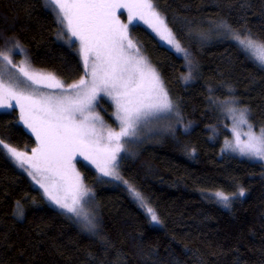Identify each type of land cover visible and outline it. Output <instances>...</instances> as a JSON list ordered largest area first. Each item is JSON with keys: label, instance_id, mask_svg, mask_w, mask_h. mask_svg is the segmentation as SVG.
Masks as SVG:
<instances>
[{"label": "trees", "instance_id": "obj_1", "mask_svg": "<svg viewBox=\"0 0 264 264\" xmlns=\"http://www.w3.org/2000/svg\"><path fill=\"white\" fill-rule=\"evenodd\" d=\"M153 3L187 59L143 21L129 24V32L175 115L161 134L133 137L117 161L119 182L75 161L91 193L94 232L53 206L0 150V264H264V164L223 151L230 124L220 109L230 99L247 109L254 130L264 129V68L220 27L227 23L242 38L264 42V0ZM62 33L47 0H0V51L16 50L17 62L25 59L68 86L85 71L79 42L64 41ZM96 110L112 125L107 99ZM0 140L23 152L37 145L16 109L0 113ZM125 184L141 193L160 224H152ZM241 188L245 195H234ZM216 192L236 197L230 209L205 197Z\"/></svg>", "mask_w": 264, "mask_h": 264}, {"label": "snow or ice", "instance_id": "obj_2", "mask_svg": "<svg viewBox=\"0 0 264 264\" xmlns=\"http://www.w3.org/2000/svg\"><path fill=\"white\" fill-rule=\"evenodd\" d=\"M47 3L58 10L59 23L70 33L69 43L71 38L79 42L85 76L65 86L55 74L33 70L27 61L17 68L7 53L0 52V59L6 62L0 67V108L18 107L20 122L39 142V147L31 150L32 155L18 151L3 140H0V150L28 171L52 204L73 214L84 222L88 231L94 232L97 225L85 207L91 201L84 200L91 193L73 161L77 156L83 157L102 176L121 179L116 171V157L124 150L121 139L135 136L137 127L148 117L173 110V102L159 74L129 37V24L143 21L175 52L186 59L188 52L156 10L153 0H47ZM120 9L127 10L129 24L117 16ZM220 27L264 67V42L253 39L250 34L242 38L227 23ZM15 48L20 46L16 44ZM9 65L23 79L9 73ZM184 79L187 82L189 77ZM101 93L115 102V115L120 121L118 132L102 125L97 127L99 118L94 108ZM238 124L248 125L249 130L244 133L247 140H241L237 132L236 142L227 146L241 156L264 162V129L258 135L252 131L247 109L239 110ZM129 190L146 209L150 221L160 224L156 211L148 206L141 193L131 185ZM212 195L224 207H230L232 197L223 192ZM234 195L243 197L245 191L241 188Z\"/></svg>", "mask_w": 264, "mask_h": 264}, {"label": "rangeland", "instance_id": "obj_3", "mask_svg": "<svg viewBox=\"0 0 264 264\" xmlns=\"http://www.w3.org/2000/svg\"><path fill=\"white\" fill-rule=\"evenodd\" d=\"M50 7L52 8V10H54V6H51L50 5ZM56 13H57V11L58 10H54ZM117 16L119 17V19L121 20V22H123V23H125V24H129V21H128V18H127V10L126 9H120L118 12H117ZM124 17V18H123ZM63 35V38H64V41H69V38H70V33H68L64 28H63V33H62ZM223 37H225V36H227V37H229V34H228V32H226V31H224V34L222 35ZM221 36V37H222ZM129 37L131 38V36H130V32H129ZM132 39V38H131ZM133 41V40H132ZM72 42H78L75 38H71V43ZM133 43H135V42H133ZM18 51V50H17ZM244 51V50H243ZM0 52H5V53H7L10 57H11V59H12V62L14 63V64H16L17 65V68L18 67H20V66H22V62H24V61H26L25 59H23L22 61H19V62H17L15 59H14V53L16 52V50H14V49H11V50H7V51H0ZM139 52H140V54H141V51L139 50ZM245 52V51H244ZM247 53V52H246ZM142 55V54H141ZM247 55L251 58V59H253L252 58V56H251V54L250 53H247ZM254 60V59H253ZM255 61V60H254ZM256 62V61H255ZM258 65H259V63L258 62H256ZM6 64V62L5 61H3L2 59H0V67H3L4 65ZM31 67V66H30ZM262 68H264V67H262ZM31 69H33V70H35L34 68H32L31 67ZM36 71H38V70H36ZM8 72L9 73H13V74H15L16 76H20V74H19V72L17 71V69H14V68H12L10 65L8 66ZM41 72V71H40ZM45 73V72H44ZM20 79H23V77L22 76H20ZM43 91H51L50 89H43ZM102 99H107L109 102H110V104H111V106H112V113H111V116H112V125L111 124H108L100 115H99V113H98V111L96 110V108H97V103L99 102V100H102ZM13 103V105H15V102L13 101L12 102ZM233 103V101H231L230 99H228V100H226V101H223V102H221L220 104H221V113L222 114H224V117L229 121V124H230V129H229V133H230V138L229 139H225V141H224V148H223V151H225L226 152V150L228 151V152H232V150H231V148L230 147H228L227 146V144H234L235 142H236V133L238 132L239 134H240V139L241 140H247V136H245L244 135V133H246V132H248V125H245V124H238V118H239V108H237L235 105H233L232 104ZM13 109H16L17 111H18V118H19V123L23 126V124L20 122V111H19V108L18 107H13V108H10V109H5V108H0V113L1 112H5V111H11V110H13ZM231 109H237L238 111H236V112H232V111H230ZM175 111H176V109H175V107L173 106V110L171 111V112H161V113H158V114H156V115H154V116H150V117H148V119L146 120V121H144V122H142L138 127H137V129H136V135L135 136H137L138 134H140V132L141 131H144V132H142V133H146L147 131H155V130H157V131H155V133L156 134H161V131H159V128H167V126L164 124L165 122H166V120L167 119H169L170 117V115H173L174 113H175ZM94 113H95V115L99 118L98 119V121H97V127L99 128V127H101V125L103 126V128H105V129H112V130H114V131H116V132H118V131H120V121L117 119V117H116V115H115V113H116V106H115V102L111 99V98H109V97H106V96H104V94L103 93H101L100 94V97L98 98V100H97V102H96V105H95V108H94ZM175 115V114H174ZM236 117V119H234L233 117ZM224 118V119H225ZM250 123V122H249ZM251 124V123H250ZM24 127V126H23ZM25 128V127H24ZM233 129H235V131H233ZM27 130V129H26ZM28 131V130H27ZM252 131L253 132H255L257 135L259 134V132H260V129H256V130H254V127L252 126ZM30 132V131H29ZM31 133V132H30ZM32 134V133H31ZM34 135V134H33ZM34 137H35V135H34ZM133 137L134 136H132V137H123L122 139H121V144H123V146H124V150H122V151H120L119 153H118V155H117V157H116V163H117V161L119 160V158L121 157V155L122 154H124L125 152H127V149H128V146H129V143L132 141V140H135V139H133ZM35 139H36V137H35ZM227 142V143H226ZM36 143H37V145H36V147L35 148H37V147H39V142L37 141V139H36ZM34 148V149H35ZM226 149V150H225ZM6 152V151H5ZM233 153H234V151H233ZM237 155H239V156H241L238 152H235ZM27 154L28 155H32V151H30V152H27ZM9 156V155H8ZM10 157V156H9ZM241 157H244V158H248V157H245V156H241ZM13 161H14V159L12 158V157H10ZM78 159H80V160H83L85 163H87L88 165H90L92 168H94L97 172H98V174H99V176L101 177V179H103V180H106V181H108V180H113V181H120V179L118 180V179H115L114 177H112V176H102V174L98 171V169L95 167V165H93V164H91L89 161H85L84 159H83V157H80V156H77L76 158H75V160L73 161V163H75V161L76 160H78ZM250 159V158H249ZM253 160V159H252ZM254 160H256V159H254ZM257 161H259V160H257ZM260 162H262V161H260ZM14 163L17 165V166H19L15 161H14ZM263 164H264V162H263ZM25 167H27V165L25 166ZM21 168V167H20ZM24 172H26L27 174H28V171H25V169L24 168H21ZM29 175V174H28ZM30 176V175H29ZM30 178H31V180L37 185V186H39L37 183H36V181H34L33 179H32V177L30 176ZM126 185V187H127V189H128V191H129V193H130V195H131V198H132V200L142 209V211L149 217V219H150V216H149V214L147 213V211H146V209L144 208V207H141V204H140V202H139V200H137L136 198H134V196H133V194L131 193V191L129 190V186H127V184H125ZM40 187V186H39ZM41 188V187H40ZM44 191V190H43ZM46 194V193H45ZM213 193H210V194H208V195H206L205 197L207 198V199H210V200H212V201H214V202H216L217 204H219L222 208H225V209H230V207H231V205H232V202L236 199V197H232V199H231V205H230V207H224L223 206V204L222 203H220V202H218L214 197H213V195H212ZM46 196H47V194H46ZM88 197L89 196H87V197H85L84 198V200L85 201H88ZM48 198V197H47ZM145 200V199H144ZM50 201V200H49ZM146 201V200H145ZM51 202V201H50ZM51 204H52V202H51ZM148 204V203H147ZM53 206H55L57 209H59V210H61V211H63L65 214H67L68 216H71L73 219H75V220H77L79 223H80V225H82V226H84L85 227V224H84V222L82 221V220H80L79 218H77V217H75L73 214H71V213H67L65 210H63V209H60L58 206H56V205H54V204H52ZM149 206V205H148ZM85 207H86V210L89 212V214H90V216H91V213H90V209H89V206L88 205H85ZM92 217V216H91ZM152 224L153 225H158V224H155L154 222H152Z\"/></svg>", "mask_w": 264, "mask_h": 264}]
</instances>
